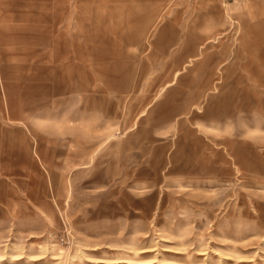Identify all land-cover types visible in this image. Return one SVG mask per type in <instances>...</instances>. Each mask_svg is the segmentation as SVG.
<instances>
[{
  "label": "rangeland",
  "instance_id": "obj_1",
  "mask_svg": "<svg viewBox=\"0 0 264 264\" xmlns=\"http://www.w3.org/2000/svg\"><path fill=\"white\" fill-rule=\"evenodd\" d=\"M263 111L264 0H0V264H264Z\"/></svg>",
  "mask_w": 264,
  "mask_h": 264
},
{
  "label": "crops",
  "instance_id": "obj_2",
  "mask_svg": "<svg viewBox=\"0 0 264 264\" xmlns=\"http://www.w3.org/2000/svg\"><path fill=\"white\" fill-rule=\"evenodd\" d=\"M243 109H239L237 106L235 107V110H234V112H232V114H230L229 115V117H232V116H234V114H235V111H242ZM262 117L264 118V111L262 112Z\"/></svg>",
  "mask_w": 264,
  "mask_h": 264
},
{
  "label": "built area",
  "instance_id": "obj_3",
  "mask_svg": "<svg viewBox=\"0 0 264 264\" xmlns=\"http://www.w3.org/2000/svg\"><path fill=\"white\" fill-rule=\"evenodd\" d=\"M222 1H224V2H229L230 0H222ZM68 235V234H67ZM62 241L64 242V243H70L69 242V239L68 238H65V236H63V238H62Z\"/></svg>",
  "mask_w": 264,
  "mask_h": 264
}]
</instances>
